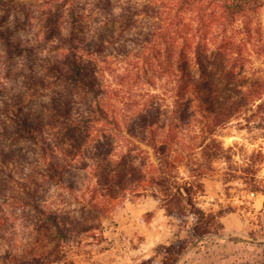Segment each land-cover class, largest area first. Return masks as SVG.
I'll return each mask as SVG.
<instances>
[{"label": "rangeland", "instance_id": "374dc122", "mask_svg": "<svg viewBox=\"0 0 264 264\" xmlns=\"http://www.w3.org/2000/svg\"><path fill=\"white\" fill-rule=\"evenodd\" d=\"M224 14L219 0H0V255L6 256L0 264H33L40 245L53 243L37 229L33 204L61 223L72 264L169 261L167 248L175 252L176 241L188 235L153 199L156 188L143 181L119 190L97 171L104 155L113 161L103 165L113 170L127 147L151 155L145 145L151 137L139 126L155 119L164 126L155 131L172 138L167 141L172 178L193 181L184 164L210 163L193 200L206 214L224 213L218 235L188 248L175 264H264V8L248 13L250 37L241 16L219 27ZM157 33L247 37L238 57H244L249 81L263 80L261 97L233 100L240 110L211 124L197 113L189 92L176 95L181 83L168 70L162 45L155 57L144 40ZM70 48L86 66L93 64V91L55 70L65 69ZM96 105L115 121L97 118ZM178 105L184 115L173 110ZM54 106L67 108L78 126L68 127ZM22 120L30 132L16 131ZM248 191L256 196L240 204L237 197ZM186 220L189 225L190 217Z\"/></svg>", "mask_w": 264, "mask_h": 264}, {"label": "trees", "instance_id": "16d2710c", "mask_svg": "<svg viewBox=\"0 0 264 264\" xmlns=\"http://www.w3.org/2000/svg\"><path fill=\"white\" fill-rule=\"evenodd\" d=\"M219 6L225 13L224 18L218 22L219 27L231 24L236 21L237 16H241L239 23L243 33L250 37L254 28L251 26L248 13L255 11L258 7L264 8V0H219ZM55 22L56 20H54V33L57 29ZM157 34L159 35L157 36ZM157 34L144 40L149 43L155 57H159L160 51L157 48L158 45H162V51L165 54L164 61L168 66V70L172 74H177L181 83L176 95L182 97L186 92H189L196 102L195 110L197 113L202 118H210L208 120L211 124H220L227 117L240 110V106L237 103L235 104L234 101L243 103L244 101L242 100L246 98L256 99L261 97L260 87L263 85V80L249 81L242 70L244 57H238V54H241L240 46L248 41L247 37L242 40L233 38L216 40L213 38L196 39L184 35L165 33ZM110 37L112 38L113 36ZM2 38L5 40L6 36L3 34ZM68 52V58L63 61L65 69L58 70L55 67V70L65 80L76 85L82 84V86L93 91L92 79L94 78V70L92 71L91 69L93 64L86 66L82 62V55L77 53L76 49L70 48ZM234 52L235 56H231ZM248 81L249 83L247 84L246 82ZM62 103L65 104L64 102ZM94 110L98 114L97 118L115 121L113 117L108 118L109 116L102 114L99 106L96 105ZM173 110L178 113V116L184 115L181 105L176 106ZM54 111H56V117L62 116L63 120L68 122V127L74 128L78 126L67 114V111H69L67 108L64 112L62 106H54ZM22 121L23 124L16 126V131L21 134L30 132L27 124H25L26 121ZM151 125L142 123V126H139L141 130L145 131L146 135L151 137V142L144 143L153 149L151 155L139 146H136V148L127 147L118 153L113 170L103 165L105 161L107 162V159L110 162L113 159L107 158L106 155L102 156V158L98 157L101 167L97 171H99V175H105L106 180H112L114 186L119 190L126 187L129 182L140 183L143 181L156 188L151 194L153 199L164 210L166 215L175 217L179 226L185 227L187 231V240L176 241L178 248L175 252L170 247L167 248L168 251L166 253H169L171 258L169 261L164 260L163 264H175L177 258L185 253L188 248L197 245L199 241L206 237L218 235L216 227H221L219 218L224 213L217 211L213 214H206L196 206L193 200V195L203 189V184L198 178L205 169L210 167V163L198 162L194 163L193 166L185 163V167H188L191 172L189 176H192L195 180L177 182L170 174L173 163L167 156V141L171 142L172 138L170 135L167 137V133L163 134V132L155 131L157 128L164 129L163 124H160L158 120H152ZM126 133L134 139L137 137L133 130H127ZM139 141L143 143V140ZM158 142L159 144H157ZM72 145L76 146L75 141ZM74 154L79 155L80 152H74ZM186 155L187 157L190 156L189 153ZM150 156L153 157L152 161ZM178 157H181V155ZM148 159L149 163H147ZM54 166L60 167V165H55V163ZM146 166L149 167L148 171L144 168ZM150 167H153V170L158 172L153 174ZM55 175H59V173L54 171ZM99 175L97 174L96 176ZM33 206L38 215L35 218L37 229L43 230L49 237H52L53 243L48 248L40 245L41 251L39 255L32 256L31 262H34L33 264H72V260L66 256L69 245L61 223L38 210L39 208H37L36 204H33ZM187 217H190L189 225L187 224ZM179 244L182 245L179 246ZM2 258H6V256L0 255V259ZM5 264H8V262Z\"/></svg>", "mask_w": 264, "mask_h": 264}, {"label": "built area", "instance_id": "2783aa9c", "mask_svg": "<svg viewBox=\"0 0 264 264\" xmlns=\"http://www.w3.org/2000/svg\"><path fill=\"white\" fill-rule=\"evenodd\" d=\"M256 196V193L253 191H248L245 193V195H241V197H237V199H240V204H246L249 205L251 203V200Z\"/></svg>", "mask_w": 264, "mask_h": 264}, {"label": "crops", "instance_id": "0c3cea01", "mask_svg": "<svg viewBox=\"0 0 264 264\" xmlns=\"http://www.w3.org/2000/svg\"><path fill=\"white\" fill-rule=\"evenodd\" d=\"M204 196V195H203ZM257 204V202L255 201V205ZM260 204H261V202H260ZM222 218H224V217H222Z\"/></svg>", "mask_w": 264, "mask_h": 264}]
</instances>
